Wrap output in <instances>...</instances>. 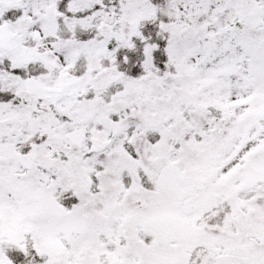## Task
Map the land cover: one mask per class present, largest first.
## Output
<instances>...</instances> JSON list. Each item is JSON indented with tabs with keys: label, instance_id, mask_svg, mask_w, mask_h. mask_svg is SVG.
Wrapping results in <instances>:
<instances>
[{
	"label": "snow or ice",
	"instance_id": "1",
	"mask_svg": "<svg viewBox=\"0 0 264 264\" xmlns=\"http://www.w3.org/2000/svg\"><path fill=\"white\" fill-rule=\"evenodd\" d=\"M0 264H264V0H0Z\"/></svg>",
	"mask_w": 264,
	"mask_h": 264
}]
</instances>
